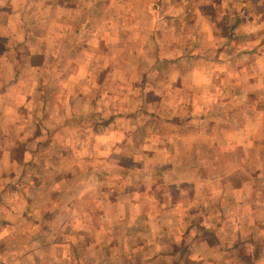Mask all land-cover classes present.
Instances as JSON below:
<instances>
[{
  "label": "rangeland",
  "instance_id": "374dc122",
  "mask_svg": "<svg viewBox=\"0 0 264 264\" xmlns=\"http://www.w3.org/2000/svg\"><path fill=\"white\" fill-rule=\"evenodd\" d=\"M103 34L105 51L87 34L84 49L69 36L50 56L21 52L25 84L0 96V264H264V61L226 71L232 89L222 56L211 99L179 101L157 84L175 66Z\"/></svg>",
  "mask_w": 264,
  "mask_h": 264
},
{
  "label": "crops",
  "instance_id": "0c3cea01",
  "mask_svg": "<svg viewBox=\"0 0 264 264\" xmlns=\"http://www.w3.org/2000/svg\"><path fill=\"white\" fill-rule=\"evenodd\" d=\"M84 1L87 0H0V51L4 54L3 57L0 55L1 98L25 84H22L17 72L20 70L17 62L22 56L21 52L26 51L33 57L36 54L50 56L46 51L48 45L59 42L62 44L69 36L75 38L79 48L84 49L88 44L84 37L88 34L92 39L90 45L105 51L104 45L112 43L107 41V36L103 33H120L122 37L119 44L123 48L133 44L135 51L131 49V53L137 52L141 58L143 53L150 54L155 56L156 64L169 66L168 68L173 65L179 70L177 78L159 81L157 84L182 87L184 92L176 99L185 102H196L191 94L192 88L201 89L202 95L207 96V99L211 97L212 86H215V64H221L222 56L223 87L228 84L232 89L237 83H229V78L234 77H231L232 74L229 77V72L226 71L247 69L248 65L244 62L251 63L252 69H259V63L264 61V0H88L93 9L91 19L96 18L90 31L86 30L89 22L84 26L86 20L79 9ZM53 5L63 7L64 13L52 17ZM70 5L74 7L71 9ZM119 5L124 10L111 15L110 11ZM95 7L99 11L102 7V13L106 12L105 15L102 14L104 17L101 22V15L94 13ZM41 10L43 13L40 14ZM12 18L11 28L5 26L4 21H12ZM80 18L81 25L78 21ZM69 19H72L71 22L76 20L73 26L67 25ZM41 20L45 24L43 33L37 29V23ZM103 20L104 26L96 27ZM6 36L8 43L5 41ZM41 37L45 39L41 41ZM175 50L178 55L174 59L161 60L163 54L174 53ZM11 55L15 62L8 58ZM43 67H48L46 62L42 66L33 65L30 69L38 73ZM152 68L149 67V70ZM80 82H83V78ZM143 85H153L152 80ZM152 91L160 95L157 89L151 88ZM4 220L0 219L1 226L7 224Z\"/></svg>",
  "mask_w": 264,
  "mask_h": 264
}]
</instances>
